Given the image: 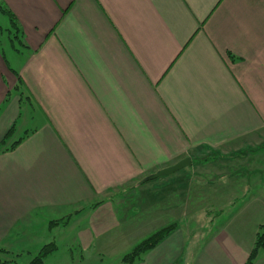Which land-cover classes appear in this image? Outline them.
<instances>
[{
    "label": "crops",
    "instance_id": "crops-1",
    "mask_svg": "<svg viewBox=\"0 0 264 264\" xmlns=\"http://www.w3.org/2000/svg\"><path fill=\"white\" fill-rule=\"evenodd\" d=\"M1 6L17 30L0 44V253L55 240L45 264H97L176 222L134 264H244L264 220V0ZM185 157L205 180L233 178L200 188L221 211L200 228L189 172L145 179Z\"/></svg>",
    "mask_w": 264,
    "mask_h": 264
},
{
    "label": "trees",
    "instance_id": "trees-1",
    "mask_svg": "<svg viewBox=\"0 0 264 264\" xmlns=\"http://www.w3.org/2000/svg\"><path fill=\"white\" fill-rule=\"evenodd\" d=\"M1 9L2 12L8 16L11 26L15 27L14 30H17L16 20L12 12H10L7 8L3 6H1ZM11 133H12V127H10L6 131L4 137L0 141V150L4 148L7 138ZM16 142L17 140L12 142L9 147L13 146L14 143ZM99 202L100 201L93 203L90 207L96 206ZM220 213L221 211L218 210L215 216H218ZM72 215L73 213H69L62 218L52 219L48 221V226L49 227H53L56 225L65 226L69 222ZM177 225L178 223L173 222L155 230L154 232H152L151 234H149L148 236L137 242L135 245H133V247L130 248L128 251L123 253L120 257V262L118 264H134L135 262L141 260L145 252H147L148 250L156 246L160 241H162L173 229L176 228ZM262 249H264V220L261 221L256 228L254 239L244 264H251L256 258L258 252ZM56 250H57V243L55 242V240L47 241L42 245H40L37 251L31 254L30 258L22 264H45L46 258L50 256L52 253H54ZM0 251H3L4 253H8V250L4 248H0ZM10 255L11 256L7 257L6 259L0 258V264H9L15 261V256L17 254H10Z\"/></svg>",
    "mask_w": 264,
    "mask_h": 264
},
{
    "label": "rangeland",
    "instance_id": "rangeland-1",
    "mask_svg": "<svg viewBox=\"0 0 264 264\" xmlns=\"http://www.w3.org/2000/svg\"><path fill=\"white\" fill-rule=\"evenodd\" d=\"M9 23L10 22H9L8 17L4 13L1 14L0 25H2V29L0 30L1 31V33H0V37H1L0 44L3 46L5 45L7 48H9V46H10V41L7 39V36L9 34L5 28L6 27L8 28ZM10 56H11L10 51L6 50L7 59ZM256 155L259 156L260 154L257 153ZM213 164H217V162H215ZM179 170H176V171L170 173L169 175L174 176L175 174H178V172H180ZM181 170H185V171L189 172V176H190L189 177L190 178L189 184H191V186H192L191 188L193 191V201H192L193 209H192V211L195 209H198V210L193 211L192 215L190 214L186 218H187V221L190 219L192 220V221H190V222H193L192 226L195 224V226L197 225L196 227L200 228V226L205 224V217H208L209 219L210 218L214 219L217 217L215 215L218 212V209L202 208V206H201L202 205V195L199 194L200 188L203 187V189H201V190H204V188H207V187H213V186L216 187V186H220L223 184H225V186H226L229 181H233V178H232V175L229 177L225 176L224 178H219L218 175L212 174V175H210L209 180H205L206 178H202V176L200 175V173L198 171L199 169L197 168V164H192V165H189L188 167H185V168L183 167V169H181ZM240 173H243V172H240ZM169 175L158 176L156 178L150 179L149 182L159 183L160 180L168 177ZM241 175H243V174H241ZM263 175H264V173H263ZM263 175H261L260 178H263L261 182H263L262 184L264 186ZM215 187H213V188H215ZM225 197H227V196H225ZM212 202H213V200H212ZM203 209H205V210H203ZM186 218L184 220H186ZM114 244L117 245L116 243H114ZM21 245H26V244H21ZM61 245L64 246V247H61L63 251H65L69 247L67 243H64ZM119 246L123 248L124 244L120 243ZM72 250H73L74 254L76 255L77 254L76 253L77 252L76 246L72 247ZM106 251H108V252H106L105 255L103 257H101V259H99L97 264H118L120 262L121 253H123V252L118 250L117 247L111 248V249L106 248ZM10 256L11 255H9V254L0 253V258H2V259H6L7 257H10ZM28 259H29V256L22 255L19 258L15 259V261L13 263H9V264H22L25 261H27ZM62 263H63V261H61L59 257L54 259V262L53 261H51L50 263L47 262V264H62Z\"/></svg>",
    "mask_w": 264,
    "mask_h": 264
},
{
    "label": "water",
    "instance_id": "water-1",
    "mask_svg": "<svg viewBox=\"0 0 264 264\" xmlns=\"http://www.w3.org/2000/svg\"><path fill=\"white\" fill-rule=\"evenodd\" d=\"M191 164V160L189 157H185L180 159L179 161H177L176 163L160 168L158 170H156L155 172H153L152 174L148 175L145 179L146 180H150L153 178H156L158 176H162V175H169L170 173L179 170L185 166H189Z\"/></svg>",
    "mask_w": 264,
    "mask_h": 264
}]
</instances>
